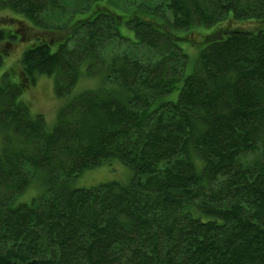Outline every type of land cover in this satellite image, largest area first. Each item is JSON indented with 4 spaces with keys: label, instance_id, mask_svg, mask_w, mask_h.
<instances>
[{
    "label": "trees",
    "instance_id": "16d2710c",
    "mask_svg": "<svg viewBox=\"0 0 264 264\" xmlns=\"http://www.w3.org/2000/svg\"><path fill=\"white\" fill-rule=\"evenodd\" d=\"M71 1L0 0V68L27 41L0 84V264H264V0ZM37 76L52 128L20 97ZM113 160L128 182L75 187Z\"/></svg>",
    "mask_w": 264,
    "mask_h": 264
},
{
    "label": "rangeland",
    "instance_id": "374dc122",
    "mask_svg": "<svg viewBox=\"0 0 264 264\" xmlns=\"http://www.w3.org/2000/svg\"><path fill=\"white\" fill-rule=\"evenodd\" d=\"M158 2L159 0H152V1L137 0V3H134L131 0H115L116 6H112V7L119 10L121 9L122 11H127L132 9L133 5L135 6L139 5L142 8H146V7L154 8L156 7ZM91 5L92 3L89 5H85L84 3L83 4L80 3L79 5H76V0H72L70 3V8H74L75 11L79 10V13L81 14H86V12L88 11ZM9 13L13 14L9 10L0 9V24H2L3 21L10 24L7 20H4V16H7V14ZM65 17L66 16H63V18ZM223 22L226 23L227 20ZM217 26H213L211 27V29H204V32H209L210 30L211 32H213L217 28ZM26 45H27V41H22V42L19 41L10 48L9 54L7 57H5L4 62L0 68L1 73H3L4 70H6V73L8 74L0 75V84L2 83V81H10V80L14 82H18V79H15L14 77L20 71L21 54L23 52L24 47H26ZM183 47L184 49L187 50V46L185 44H183ZM187 51L189 52L190 55V61L187 67V72L190 73L194 69L193 67H194L197 51L194 48L188 49ZM142 52L146 53V49L143 48ZM82 70L84 71V69ZM83 75H85V72L82 73V76ZM81 79H82L81 82L78 80V83L75 86L73 93L84 88H91L95 84L94 82L95 79L90 78L89 76L87 77L83 76ZM54 86H55V82L52 77L37 76L35 82L32 85H30L28 88H26L25 91L20 96L21 99L27 100L30 103L31 106L30 112L32 114L38 112L43 114V116L45 117L48 123L49 128H52V126L55 124L58 109L61 103L65 101V99L56 96L54 91ZM177 97H178V90L171 93L168 96V99L174 101L177 99ZM2 144H3V140L2 137L0 136V148ZM131 175H132V170L129 167L123 165L117 160H113L97 168L90 169L85 173L81 174L79 177H77V179L74 180V185L75 187L91 188V187H96L99 184L110 182L113 180L128 182L127 180L130 179ZM40 189L42 191V186H40V184L38 182H35L34 180V182H32L30 187L25 192V196L23 198L25 200H29L33 197L39 196L42 193L40 192Z\"/></svg>",
    "mask_w": 264,
    "mask_h": 264
}]
</instances>
